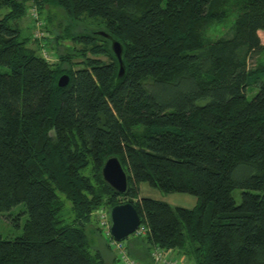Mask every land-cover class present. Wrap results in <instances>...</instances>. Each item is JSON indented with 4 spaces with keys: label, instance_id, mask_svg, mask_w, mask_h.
I'll return each mask as SVG.
<instances>
[{
    "label": "trees",
    "instance_id": "16d2710c",
    "mask_svg": "<svg viewBox=\"0 0 264 264\" xmlns=\"http://www.w3.org/2000/svg\"><path fill=\"white\" fill-rule=\"evenodd\" d=\"M32 5L103 30L66 27L54 41H69L70 53L52 64L38 54L48 38L31 48L18 25ZM233 14L226 35L205 36ZM259 31L264 0H0V66L10 70L0 75V212L23 203L28 216L22 236L0 235V264H104L86 227L92 218L99 226V209L124 203L146 230L125 242L140 264L152 263L155 247L188 264H264ZM112 41L122 47L121 79ZM109 157L127 173L125 195L102 179ZM141 183L196 204L141 197Z\"/></svg>",
    "mask_w": 264,
    "mask_h": 264
},
{
    "label": "rangeland",
    "instance_id": "374dc122",
    "mask_svg": "<svg viewBox=\"0 0 264 264\" xmlns=\"http://www.w3.org/2000/svg\"><path fill=\"white\" fill-rule=\"evenodd\" d=\"M237 1V0H233ZM47 10V9H45ZM43 11L41 14H39L36 6H30L27 9V14L24 16L21 20L18 21V25L21 28V31L23 32V35L26 37L31 38V43L29 46L31 48H37L36 43L34 41H38L40 43V46L43 47L41 42L43 41V38H48V46H45L40 52L38 51V54H40L47 62H50L52 64L57 63V55H64L66 53H70L68 50H65L68 47H71L72 44L69 41H64L62 44L57 46L54 41V37L58 35L60 32H63L66 27L69 29V33L71 35L77 34V33H90L91 31H101L103 28L95 26L94 28H88L86 25L82 24H73L69 19L66 18L63 14L60 12L55 11L54 9H49V12ZM234 20V14L233 16H229L225 21H223L220 24H216L213 27L209 28L205 32V36L209 39H216L219 37H222L226 35L227 30L230 26V24ZM89 23L91 26L96 25L93 22H86ZM48 28L50 32H47L45 30ZM39 33V35H38ZM258 36L260 38L261 43L264 45V33L262 31L258 32ZM76 46H73L75 49ZM80 46H77V49H79ZM88 58H93L91 54H87ZM260 57V56H259ZM95 58V57H94ZM263 58V57H262ZM103 61H106V58H102ZM257 59L253 58L250 60V65H253ZM79 61V60H75ZM260 61H263V59H260ZM10 70L7 67L0 66V75L1 74H9ZM248 99L251 98V95L249 94ZM91 167V165H89ZM90 167H88L86 170L83 171L84 175H88L90 173ZM139 188V196L144 198H150L153 200L165 202L171 207H181L186 209H191L196 204V198L187 194H179V193H164L158 189H154L149 187L147 184L141 183L138 186ZM238 194V192H236ZM59 199L63 203V213L64 217L67 218L69 216L70 211V204L65 200L63 196H59ZM123 199H121L122 201ZM236 200L238 201V196L236 195ZM135 201V200H134ZM109 211V212H108ZM106 208L99 209L97 212V215L99 216L100 213H106L109 224H110V210ZM101 216H104L102 214ZM27 212L26 207L23 203L17 204L14 207H12L8 211H2L0 212V235L3 237V239H14L17 237L22 236L23 233V227L25 222L27 221ZM98 222L94 218L90 219V222L88 223L86 227V238L90 247V250L92 252H100L104 256L111 258V256L115 257L116 263L120 264L117 261V256L115 251H113L109 246H107L108 238L105 236L103 231H100ZM136 232H134L131 236H129L125 241H123V247L125 246V250H127V244L125 242L129 241L132 236L136 237ZM117 242V241H116ZM120 243V242H118ZM125 243V244H124ZM109 249V251H108ZM128 252V251H127ZM174 260V257L172 258ZM192 264V263H191Z\"/></svg>",
    "mask_w": 264,
    "mask_h": 264
},
{
    "label": "water",
    "instance_id": "95a60500",
    "mask_svg": "<svg viewBox=\"0 0 264 264\" xmlns=\"http://www.w3.org/2000/svg\"><path fill=\"white\" fill-rule=\"evenodd\" d=\"M103 37L106 34L99 33ZM111 50L119 63L118 79H121L124 74V66L122 63V47L119 42H111ZM69 78L63 75L58 80V87L64 88L67 86ZM101 176L103 181L119 195H125L128 190V176L122 164L116 157H109L105 160L101 168ZM141 219L135 208L130 203H124L114 206L110 210V235L117 242L125 241L131 236L140 226Z\"/></svg>",
    "mask_w": 264,
    "mask_h": 264
},
{
    "label": "built area",
    "instance_id": "2783aa9c",
    "mask_svg": "<svg viewBox=\"0 0 264 264\" xmlns=\"http://www.w3.org/2000/svg\"><path fill=\"white\" fill-rule=\"evenodd\" d=\"M102 214H104V216H101ZM98 221L100 230L103 231L105 236L108 238V247H110L116 253L117 261L120 264H140L128 254L127 250H125V246L123 247L122 245L123 242L118 243L112 239L110 235V224L108 222L109 219L106 213H100V215L98 216ZM135 232L136 237H142L146 234V230L140 226ZM168 254L169 252H165L155 247L151 252L152 264H178V261L172 260V258Z\"/></svg>",
    "mask_w": 264,
    "mask_h": 264
},
{
    "label": "crops",
    "instance_id": "0c3cea01",
    "mask_svg": "<svg viewBox=\"0 0 264 264\" xmlns=\"http://www.w3.org/2000/svg\"><path fill=\"white\" fill-rule=\"evenodd\" d=\"M107 246H108V243H107ZM107 248H109V247H107ZM135 250L137 251L136 257L138 259L143 260V261H145L147 263H150L149 256L148 257L147 256H144V251H143L144 249H143V247H140V246L137 245L136 248H135ZM108 251H109V249H108ZM168 255L171 258L174 257V260L178 261V264H188L187 261L183 257H179L178 254L176 252H174V251H170ZM101 256H102V259H103L104 264H115L116 263V259L113 256H111V258H108V257L104 256L103 254H101Z\"/></svg>",
    "mask_w": 264,
    "mask_h": 264
}]
</instances>
